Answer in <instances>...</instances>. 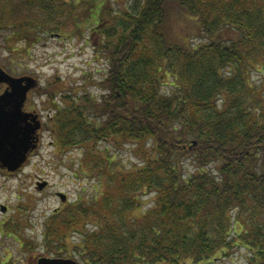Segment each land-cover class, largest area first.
Returning a JSON list of instances; mask_svg holds the SVG:
<instances>
[{
    "label": "trees",
    "instance_id": "1",
    "mask_svg": "<svg viewBox=\"0 0 264 264\" xmlns=\"http://www.w3.org/2000/svg\"><path fill=\"white\" fill-rule=\"evenodd\" d=\"M174 11L205 40L179 37ZM82 18L109 61L95 82L102 93L47 95L59 148L84 145L105 180L89 202L56 211L48 246L84 264H203L243 245L249 264H264V81L251 76L264 67V0H131L117 10L103 0H0L3 50L76 34ZM127 143L142 161L124 168L112 150ZM140 192L154 203L130 216Z\"/></svg>",
    "mask_w": 264,
    "mask_h": 264
},
{
    "label": "rangeland",
    "instance_id": "2",
    "mask_svg": "<svg viewBox=\"0 0 264 264\" xmlns=\"http://www.w3.org/2000/svg\"><path fill=\"white\" fill-rule=\"evenodd\" d=\"M103 1L109 2L117 10L131 0ZM78 12L82 13L81 8ZM174 13L175 11L169 15L170 24L179 37L192 35L193 42L205 40L197 28H192L194 25L173 15ZM86 17L84 13V19ZM84 19L82 18L79 23L76 34L72 32L63 35L49 34L47 38L29 46H26L25 42L21 43L22 48L14 45V51L8 53L3 50L7 48L4 42L7 31L0 30V65L13 75H32L37 79L38 85L28 93L27 103L23 109L40 113L39 119H43L44 126L37 148L31 152L23 166L15 173L7 174L0 170V260L5 261L10 257L13 264H35L42 256H62L72 257L84 264L82 256L76 252L63 251L56 243L48 246L44 236L47 224L52 221L56 211L67 208L78 198L83 202H89L96 195H100L97 190L102 179L98 169L91 170L88 165L87 148L82 144L59 148L57 133L54 130L57 119L53 117L57 103L47 95V91L57 93L59 96L62 92L77 96L102 93V89L100 90L95 82L106 76L109 61L106 54L100 51L99 33L91 28L92 22L85 23ZM251 76L254 82L262 84L264 67L252 69ZM4 90L5 85H0V94ZM60 105L65 107L68 103L62 99ZM106 145L107 143H101V147ZM137 148L136 144L127 143L121 148L113 146L112 151L118 154L119 163L124 168H129L142 161V155ZM185 164L188 171L197 169L190 160ZM208 167L217 170L215 164ZM43 183L46 185L40 189L39 186ZM117 189L119 186L109 190L113 198L119 195ZM60 193L66 195L64 200ZM153 197L152 192H140L142 202L131 210L129 215L141 216L153 205ZM2 205L7 206L5 212L1 210ZM113 207H117V204ZM8 219H11L10 223L6 222ZM15 222L20 224L18 230L15 228ZM52 223L55 224V220ZM6 225L14 226V232L8 233ZM75 239L77 235H73V240ZM249 257V249L241 245L233 249L229 255L210 259L203 264H249Z\"/></svg>",
    "mask_w": 264,
    "mask_h": 264
},
{
    "label": "water",
    "instance_id": "3",
    "mask_svg": "<svg viewBox=\"0 0 264 264\" xmlns=\"http://www.w3.org/2000/svg\"><path fill=\"white\" fill-rule=\"evenodd\" d=\"M0 83H6V89L0 95V167L10 172L18 171L37 148V131L40 121H30L35 113H27L23 107L31 89L38 81L32 75L16 76L0 65ZM46 183L40 184L42 189ZM61 196H66L60 193ZM1 210H7L6 205ZM35 264H81L72 257L42 256Z\"/></svg>",
    "mask_w": 264,
    "mask_h": 264
},
{
    "label": "flooded vegetation",
    "instance_id": "4",
    "mask_svg": "<svg viewBox=\"0 0 264 264\" xmlns=\"http://www.w3.org/2000/svg\"><path fill=\"white\" fill-rule=\"evenodd\" d=\"M0 85H5V84H0ZM5 88H6V85H5ZM26 103L27 102H25V105H26ZM24 111L25 112H27V113H35V115H37L36 117L35 116H33V115H31L30 117H29V120L30 121H40V122H42V124H41V128L37 131L38 132V134H37V136L39 137V140L42 138L41 137V135H42V130H43V119L42 118H40L39 119V117H40V113H38V112H33V111H28V110H25L24 109ZM0 170L1 171H3V172H7V174L9 173L6 169H2L1 167H0ZM62 199H65V197L64 196H60ZM30 264H34V263H30Z\"/></svg>",
    "mask_w": 264,
    "mask_h": 264
}]
</instances>
